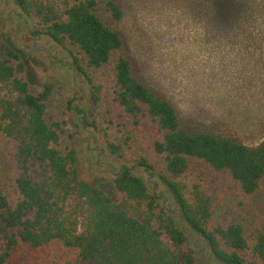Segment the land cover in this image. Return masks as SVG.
<instances>
[{
	"label": "trees",
	"instance_id": "obj_1",
	"mask_svg": "<svg viewBox=\"0 0 264 264\" xmlns=\"http://www.w3.org/2000/svg\"><path fill=\"white\" fill-rule=\"evenodd\" d=\"M14 3L90 95L35 90L0 22V264H264V141L185 124L128 57L118 0ZM71 118L105 139L121 199L80 179Z\"/></svg>",
	"mask_w": 264,
	"mask_h": 264
},
{
	"label": "rangeland",
	"instance_id": "obj_2",
	"mask_svg": "<svg viewBox=\"0 0 264 264\" xmlns=\"http://www.w3.org/2000/svg\"><path fill=\"white\" fill-rule=\"evenodd\" d=\"M118 1L124 19L115 28L128 57L185 124L220 129L251 147L264 141V15L259 7L252 4L254 14L246 16L247 5L240 0ZM14 8V0H0V22L23 57L30 85L41 92L51 89L52 97L89 98L90 87L76 76L66 55L55 57L51 40H35L24 26L6 21ZM70 128L80 179L121 199L113 185L119 164L105 139L89 142L90 135L73 118ZM9 264L27 263L18 258Z\"/></svg>",
	"mask_w": 264,
	"mask_h": 264
},
{
	"label": "flooded vegetation",
	"instance_id": "obj_3",
	"mask_svg": "<svg viewBox=\"0 0 264 264\" xmlns=\"http://www.w3.org/2000/svg\"><path fill=\"white\" fill-rule=\"evenodd\" d=\"M14 9H16V6H15V8ZM17 10V9H16ZM16 10H13L12 12H11V15H10V17L8 18L9 20H6L8 23H9V21H10V23L11 22H13V23H16L17 25H19V26H23L20 22H19V20H18V17H17V14H15L16 13ZM1 18V17H0ZM7 19V18H6ZM16 31V30H15Z\"/></svg>",
	"mask_w": 264,
	"mask_h": 264
}]
</instances>
